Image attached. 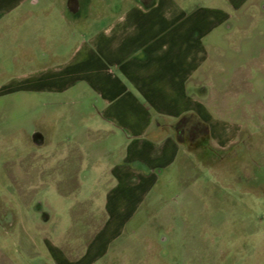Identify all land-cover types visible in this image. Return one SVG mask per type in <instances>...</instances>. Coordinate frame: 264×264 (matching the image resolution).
I'll return each instance as SVG.
<instances>
[{
	"label": "rangeland",
	"instance_id": "obj_1",
	"mask_svg": "<svg viewBox=\"0 0 264 264\" xmlns=\"http://www.w3.org/2000/svg\"><path fill=\"white\" fill-rule=\"evenodd\" d=\"M263 4L248 0L234 28L222 32L220 53H213L212 78L219 92L218 111L212 113L220 121L221 137L233 141L216 147L209 134L196 141L187 137L188 153L115 229L103 227L109 214L100 212L91 182L81 174L77 178L70 163L63 165L62 180L52 172L39 181L37 166L32 180H23L22 169L39 159L28 145L26 128L39 113L38 96L54 100L45 105L47 116L61 115L57 138L68 141L71 120L76 122L70 115L86 104L73 101V90L50 94L22 87L24 74L35 64L24 62L21 36L35 29L67 54L75 43L71 27L58 15L45 23L29 18L17 37L13 32L14 38L0 37V212L17 211L15 224H0V264H57L58 250L81 257L78 264H264V191L254 175H264ZM190 90L197 91L192 85ZM23 97L31 101L26 107ZM34 192L55 210L51 221H34L29 195Z\"/></svg>",
	"mask_w": 264,
	"mask_h": 264
},
{
	"label": "crops",
	"instance_id": "obj_2",
	"mask_svg": "<svg viewBox=\"0 0 264 264\" xmlns=\"http://www.w3.org/2000/svg\"><path fill=\"white\" fill-rule=\"evenodd\" d=\"M247 3L0 0V37L14 38L26 19L45 23L58 15L71 27L74 38L72 50L64 54L46 34L24 30L18 48L24 62L35 66L24 74L22 87L50 94L73 90V101L86 104L70 115L76 122L71 120L68 141L65 136L57 138L62 133L56 122L61 115L47 116L45 105L54 100L38 96L43 109L28 130V145L37 150L39 159L22 169L23 180H32L30 172L36 166L39 181H47L52 172L56 180H62L63 165L70 163L77 178L81 174L91 182L100 212L109 214L103 227L115 229L131 219L128 217L139 209L142 197L190 150L172 127L180 116L191 112L207 123L213 146L231 142L232 138L221 137L220 121L212 113V109L218 111L219 92L212 78L216 69L213 53H220L222 32L234 28ZM190 85L200 90L192 92ZM34 128L44 134L42 139L34 138ZM39 194L29 195L35 199ZM49 208L47 221L36 213L34 221H51L56 213ZM12 209L10 226L17 219V211ZM80 259L62 250L55 257L57 264H78Z\"/></svg>",
	"mask_w": 264,
	"mask_h": 264
},
{
	"label": "flooded vegetation",
	"instance_id": "obj_3",
	"mask_svg": "<svg viewBox=\"0 0 264 264\" xmlns=\"http://www.w3.org/2000/svg\"><path fill=\"white\" fill-rule=\"evenodd\" d=\"M264 5V4H263ZM224 27H225V25H224ZM224 29V28H223ZM197 90H200L198 87H195ZM23 105H24V107H26V102H31L30 101V99H25V97H23ZM39 107V113L41 112V110H42V108H41V106H38ZM38 113V114H39ZM38 114H35V113H33V115H32V119H31V121H29V124H31L30 125V127L29 126H27L26 128H27V131L29 130L30 131V129L32 128V127H34L33 126V123H34V121L36 120V118H37V116H38ZM31 122V123H30ZM33 136H34V138L36 139V140H39V139H42L43 137H44V134L39 130V129H37V128H34V130H33V134H32ZM199 137H202V136H199V135H192L191 136V139L193 140V141H196L197 139H199ZM214 152H215V150H213ZM169 175V173H167L166 174V179L169 177L168 176ZM254 175L256 176V179H255V176H254V180H256V184H257V186L259 187V188H261L263 191H264V175L263 176H259L258 177V175H256V172L254 173ZM31 209H32V211L34 212V213H36L37 214V216H39V218L41 219V220H43V221H47L48 220V218L51 216V210H50V208L49 207H47L46 206V203H45V201H44V199H43V197H41V196H38V197H36L34 200H33V203L31 204ZM0 214H3V215H7L6 217H1V215H0V224L1 225H3V223L5 224L6 223V221L7 220H9L10 221V219L12 218V212L9 210L8 212H0ZM10 223V222H9ZM136 231V230H135Z\"/></svg>",
	"mask_w": 264,
	"mask_h": 264
},
{
	"label": "trees",
	"instance_id": "obj_4",
	"mask_svg": "<svg viewBox=\"0 0 264 264\" xmlns=\"http://www.w3.org/2000/svg\"><path fill=\"white\" fill-rule=\"evenodd\" d=\"M207 89V86H204ZM178 140L185 143L187 137L192 135L207 136L209 134V125L202 121L194 113H185L180 116L173 124Z\"/></svg>",
	"mask_w": 264,
	"mask_h": 264
}]
</instances>
